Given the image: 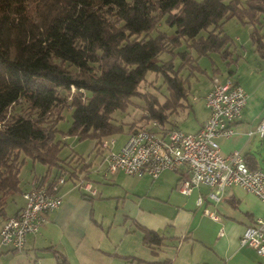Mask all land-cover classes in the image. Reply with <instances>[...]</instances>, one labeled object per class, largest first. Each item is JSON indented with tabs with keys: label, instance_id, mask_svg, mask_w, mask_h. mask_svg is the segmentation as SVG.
I'll use <instances>...</instances> for the list:
<instances>
[{
	"label": "trees",
	"instance_id": "obj_1",
	"mask_svg": "<svg viewBox=\"0 0 264 264\" xmlns=\"http://www.w3.org/2000/svg\"><path fill=\"white\" fill-rule=\"evenodd\" d=\"M263 15L264 0H0V227L8 199L23 190L27 158L46 165L34 176L40 184H51L53 170V179L88 177L82 154L61 158L60 131L93 139L96 154L103 153L104 139L142 127L112 116L135 95L146 99L145 124L178 127L173 115L189 105L192 78L206 72L200 59L231 53L225 23H252L251 38L262 50ZM164 16L174 32L158 29ZM150 72L163 77L161 96L141 91ZM66 109L71 125L61 130ZM145 240L159 244L161 236L148 230ZM58 264L68 262L61 257Z\"/></svg>",
	"mask_w": 264,
	"mask_h": 264
},
{
	"label": "crops",
	"instance_id": "obj_2",
	"mask_svg": "<svg viewBox=\"0 0 264 264\" xmlns=\"http://www.w3.org/2000/svg\"><path fill=\"white\" fill-rule=\"evenodd\" d=\"M232 19L236 20L234 35L225 27L234 40L228 58L224 60L213 53L215 65L206 57L210 67L200 63L206 72L192 78V98H203L204 110L197 127L185 131H198L208 118L205 97L213 79L231 77L245 89L248 98L241 116L233 123L235 133L219 139L221 149L224 154L240 150L254 167L263 169L260 162L264 161V139L249 131L264 118V48L259 50L251 38L252 23ZM259 26L264 35V15ZM188 103L187 107L193 109L190 100ZM180 109L173 116L179 115ZM127 136H112L104 141L113 138L111 149L118 150ZM108 152L105 147L103 153L96 154L93 147V155L73 153L82 154L89 163L85 180L93 184L96 194L76 186L67 177L61 187V205L47 214L39 232L28 234L23 249L2 248L0 264H58L61 257L68 264H264V255L240 245L246 227L264 214L260 197L236 184L227 186L218 200L210 197L213 188L206 184L184 194L176 186L181 177L189 175L185 165L165 169L155 178L122 170L111 173L105 160ZM36 166L33 161L34 170ZM44 169L34 176L45 174L46 165ZM56 173L53 170L46 182H52ZM34 176L22 185V191L10 197L12 208L9 213L6 210L7 216L24 207L23 194L31 187ZM200 196L202 203L197 201ZM205 208L218 218L207 214ZM148 230L158 232L161 243L146 242Z\"/></svg>",
	"mask_w": 264,
	"mask_h": 264
},
{
	"label": "built area",
	"instance_id": "obj_3",
	"mask_svg": "<svg viewBox=\"0 0 264 264\" xmlns=\"http://www.w3.org/2000/svg\"><path fill=\"white\" fill-rule=\"evenodd\" d=\"M247 98L245 89L231 77L225 80L215 77L205 97L209 116L198 131L187 132L180 127L164 131L162 125L153 120L130 132L118 150L111 149L113 138L105 140L103 146L109 148L105 156L107 171L122 170L131 175L148 174L155 178L165 169L175 170L185 165L189 175L181 177L176 186L184 194L206 184L213 188L210 197L218 200L227 186L236 184L264 201V170L251 168L240 150L224 154L219 142L220 138L235 133L233 123L241 116ZM253 133L264 139V118L250 129L249 134ZM66 180L67 176L61 174L50 185L32 181L23 194L24 207L7 217L0 227V250L1 247L24 248L28 234L39 232L47 221V214L61 205V187ZM74 182L91 194L97 192L85 178L79 177ZM197 201L202 203V197ZM204 211L218 218L210 209ZM240 245L264 255V214L246 227Z\"/></svg>",
	"mask_w": 264,
	"mask_h": 264
},
{
	"label": "rangeland",
	"instance_id": "obj_4",
	"mask_svg": "<svg viewBox=\"0 0 264 264\" xmlns=\"http://www.w3.org/2000/svg\"><path fill=\"white\" fill-rule=\"evenodd\" d=\"M235 23H236V20L232 19L229 22H227L225 25L227 31L231 33L232 35H234V31L236 28ZM158 29L168 32V33H172L175 31V27H171L167 23L166 16L161 18ZM203 33L205 34L206 32L203 31ZM168 57H169L168 53H164L161 55L162 59H166ZM200 63L203 67H210V60L206 57L202 58L200 60ZM162 83H163L162 76H157L155 73L153 74L150 72L147 74V80L141 83L140 88L143 89L141 91H143L144 93L148 92L151 95L158 94L161 96V94L159 93V87L161 89ZM193 89H192V94H193V91H195ZM74 90L75 88L71 87V92H74ZM162 92L166 93V89L164 86L162 88ZM192 94L189 97V100H190V103H192L193 105V109L186 106L180 109L179 115H175L172 117V121L173 123H175V125L182 128L183 130H188V131H192L195 129V127H197V123H198L197 119L199 115L202 113V111L204 110L203 98L202 99L200 98L199 100H196V99L194 100L192 98ZM146 105H147V102L144 96L135 95L130 98L127 106L124 109H119V110L114 111L112 116L115 121L123 123L124 126L128 125L127 123L132 122V121H137L139 122L140 125L144 126L146 125L145 119H144V114H145L144 108ZM195 112L197 113V115L195 114ZM71 120H72V115L70 113V110L66 109L64 112V119L59 123V128L61 130H67L71 125ZM62 136L64 135L60 131L58 133V137L63 138V142L65 143L60 153V156H62L63 158L69 157L74 152H82L86 156L93 155L92 154L93 147L95 144V141L93 139L87 138V139L80 140L74 135H66L65 137H62ZM32 162L33 161L30 158H27L21 169L20 177H21V181L23 185H26L28 181L31 179V177H33L35 174H39L41 173V171L45 170L44 169L45 165L40 162H36L37 166H36V169L34 170V168H32ZM260 165L264 169L263 160L260 162ZM11 208H12V200L9 198L7 201V207H6V210L8 213L11 211ZM1 248H4V247H1Z\"/></svg>",
	"mask_w": 264,
	"mask_h": 264
}]
</instances>
